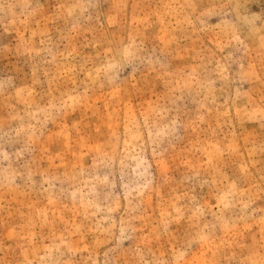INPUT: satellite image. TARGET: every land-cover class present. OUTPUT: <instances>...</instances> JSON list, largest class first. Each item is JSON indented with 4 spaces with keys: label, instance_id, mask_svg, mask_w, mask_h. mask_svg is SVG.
I'll use <instances>...</instances> for the list:
<instances>
[{
    "label": "rangeland",
    "instance_id": "1",
    "mask_svg": "<svg viewBox=\"0 0 264 264\" xmlns=\"http://www.w3.org/2000/svg\"><path fill=\"white\" fill-rule=\"evenodd\" d=\"M0 264H264V0H0Z\"/></svg>",
    "mask_w": 264,
    "mask_h": 264
}]
</instances>
